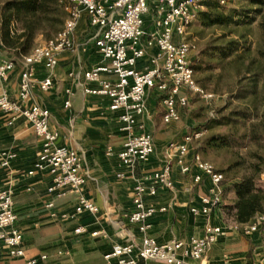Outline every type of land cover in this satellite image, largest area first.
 Listing matches in <instances>:
<instances>
[{
    "label": "built area",
    "instance_id": "2783aa9c",
    "mask_svg": "<svg viewBox=\"0 0 264 264\" xmlns=\"http://www.w3.org/2000/svg\"><path fill=\"white\" fill-rule=\"evenodd\" d=\"M207 0H59L66 12L64 23L50 38L37 42L20 60L18 92L11 98L8 91L0 93V111L6 114L7 124L22 116L29 122L35 135L40 138V146L35 152L32 167L24 174L34 175L44 171L50 175L46 186L49 198L44 205L53 218H72L82 212L96 213L99 209L91 198L82 192L85 176L80 170L79 155L72 147L57 144L58 130L50 127V110L37 101L29 102L34 87L50 90L53 85L51 73L37 76V68L43 66L51 70L57 63L60 51L72 49L76 45L74 32L81 18L85 16L93 29L91 39L102 61L85 69L83 79L92 81L94 86L83 85L84 92L106 95L109 108L118 112L120 129L126 136L115 153L119 164L133 170L139 161H146L154 153L153 135L146 130L140 117L146 111L145 95L156 87L164 91L162 98L165 109L163 121L169 123L178 120L179 107L187 104V94L183 88L210 97L211 92L197 83L192 53L196 50L194 40L186 37L187 27L198 18L199 10ZM226 4L229 0H219ZM153 7V10H151ZM146 59L141 67L138 61ZM12 59H0V80H5L14 69ZM103 73L106 75L104 76ZM108 75H114L111 79ZM66 91H70L68 87ZM65 106L70 100L64 101ZM202 133L192 131L180 138L170 139L165 146L168 161L152 171L145 172L135 179L132 193L133 208L126 213V219L141 232L139 240H127L114 243L104 253L108 262L115 264H138L143 260L159 261L164 264H226L230 257L224 255L219 260H205L210 246L222 236L227 228L225 224L206 219L201 235L191 234L187 238L174 237L168 241H159L148 233L151 217L158 211L166 210L165 204L147 202V197H155L159 189L176 190L170 161H174L183 174L190 175L193 183H199L206 176L212 183L209 191L200 196L199 205H191L190 211L210 214L213 208L222 202V179L224 174L203 158L198 150L190 149V143ZM192 154V162L186 161ZM16 152L3 148L0 150V165L8 166ZM191 165L197 168L193 171ZM125 170L118 171L117 177L124 176ZM29 188V187H28ZM75 193V205L72 212H59L54 198ZM13 191L9 187L0 188V244L4 245L11 256L23 257L22 232L14 226L16 212L13 206ZM230 227L249 235L256 231L264 232V211H259L247 222H233ZM76 233H84L87 228L79 223ZM96 233V231H92ZM40 258L47 257L41 253ZM38 258L27 259V264H35Z\"/></svg>",
    "mask_w": 264,
    "mask_h": 264
},
{
    "label": "crops",
    "instance_id": "0c3cea01",
    "mask_svg": "<svg viewBox=\"0 0 264 264\" xmlns=\"http://www.w3.org/2000/svg\"><path fill=\"white\" fill-rule=\"evenodd\" d=\"M93 29L83 16L74 32L76 45L72 49L60 51L57 63L49 71L43 66L37 68V76L52 74L53 85L50 90L34 87L29 99L47 106L50 110V127L58 130L57 144L72 147L79 155L80 170L85 176L82 192L99 207L96 213L82 212L72 218L51 217L44 202L49 198L46 186L50 175L37 171L34 175L24 174L32 167L35 152L40 146L38 138L29 122L22 116L7 124L6 114L0 111V150L8 148L16 152L8 166L0 165V188L9 187L13 191V206L17 214L14 226L22 232L23 257L11 256L4 245L0 244V264H27V259L38 258L35 264H115L108 262L104 253L118 242L139 240L141 232L134 224L128 222L126 213L133 208L132 193L136 178L145 172L154 170L168 161L165 146L170 139L180 138L176 130L170 133L166 129L152 131L157 124H169L163 118L156 117L155 93L165 95L156 87L149 89L145 95L146 111L140 117L146 130L153 135L154 153L146 161H139L133 170L125 169L119 164L115 153H108L107 148H120L125 139L120 129L118 112L109 108V98L84 92L83 85L94 86L92 81L83 79L85 69L104 61L92 42ZM46 38L36 36V43ZM10 49L0 41V59H12L7 55ZM9 77L0 80V93L6 89L11 98L18 92L20 77V60L18 57ZM146 59L138 61L141 67ZM105 76L106 74L103 73ZM107 77L114 79V75ZM70 91H66L67 88ZM162 97V98H163ZM162 103L164 112L165 105ZM69 99L70 105L64 101ZM161 113V116H162ZM176 136V137H175ZM190 149L195 150L190 143ZM186 161L192 162V154ZM176 190L159 189L155 197H147V202L165 204L166 210L158 211L151 217L148 233L159 241H168L174 237L187 238L191 234L201 235L206 219L227 225L226 232L208 249L205 260H219L224 255L230 257L226 264H264V232L256 231L246 235L230 227L234 221H226L220 206L212 209L209 215L190 211L191 205H199L200 196L212 186L208 177L199 183H193L190 175L183 174L174 161H170ZM192 170H197L191 165ZM125 170L124 176L117 177L118 171ZM29 187V188H28ZM76 195L55 197L54 205L59 212H72ZM82 223L87 231L76 233L75 226ZM96 231V233H92ZM47 255L40 258V254ZM196 264L198 260L194 261ZM138 264H145L140 260ZM147 264H164L148 261ZM219 264H222L221 262Z\"/></svg>",
    "mask_w": 264,
    "mask_h": 264
},
{
    "label": "rangeland",
    "instance_id": "374dc122",
    "mask_svg": "<svg viewBox=\"0 0 264 264\" xmlns=\"http://www.w3.org/2000/svg\"><path fill=\"white\" fill-rule=\"evenodd\" d=\"M203 9L229 13L236 19L230 24H209L199 16L186 30V37L196 43L191 56L195 79L212 95L200 97L183 88L188 102L179 107L180 118L168 126L157 123L151 130H154L153 134L164 128L168 133L176 130L179 136L200 131L202 134L191 142L193 148L216 169L223 171L253 147L251 143L244 146L239 139L247 131L249 121H242L238 115L226 123L212 124L211 120L241 110L256 118V114L264 109V4L253 0H229L226 4L207 0ZM9 51L7 55L14 60L21 57L11 49ZM154 95L156 117L161 121L163 106L160 100L163 95ZM220 133L230 135L232 145L216 147L207 144L210 135ZM240 169L233 168L227 175L230 177ZM259 176L264 179V172ZM222 199L230 200V197Z\"/></svg>",
    "mask_w": 264,
    "mask_h": 264
},
{
    "label": "trees",
    "instance_id": "16d2710c",
    "mask_svg": "<svg viewBox=\"0 0 264 264\" xmlns=\"http://www.w3.org/2000/svg\"><path fill=\"white\" fill-rule=\"evenodd\" d=\"M264 4V0H253ZM66 12L59 0H2L0 3V41L4 47L11 49L15 55L22 56L36 43V36L41 34L50 38L64 23ZM209 24H230L236 21L229 13L213 12L211 9L199 10L198 17ZM248 120L247 131L239 138L246 146L253 145L244 155L231 163L222 172L220 208L224 219L234 222H247L256 212L264 211V179L259 174L264 172V109L256 114L245 111H230L213 118L212 124L229 122L234 117ZM231 136L225 133L212 134L206 142L208 145L220 147L232 145ZM233 168H241L232 176L227 172ZM228 180V181H226Z\"/></svg>",
    "mask_w": 264,
    "mask_h": 264
}]
</instances>
